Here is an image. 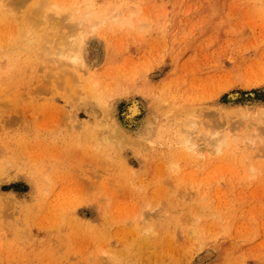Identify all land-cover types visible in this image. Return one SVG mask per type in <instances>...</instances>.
<instances>
[{
  "label": "rangeland",
  "instance_id": "obj_1",
  "mask_svg": "<svg viewBox=\"0 0 264 264\" xmlns=\"http://www.w3.org/2000/svg\"><path fill=\"white\" fill-rule=\"evenodd\" d=\"M37 1L0 16V264H264V0H56L105 13L84 67Z\"/></svg>",
  "mask_w": 264,
  "mask_h": 264
},
{
  "label": "bare ground",
  "instance_id": "obj_2",
  "mask_svg": "<svg viewBox=\"0 0 264 264\" xmlns=\"http://www.w3.org/2000/svg\"><path fill=\"white\" fill-rule=\"evenodd\" d=\"M54 1L38 0L34 9L32 11H30L31 9L28 10L26 17L27 20L31 23L29 25V28H33L35 31L33 29L30 30H33L34 34H36L37 31H41L43 29L45 22H48L50 25H55L56 29H59V32H57L56 35L52 36L51 39L53 41L47 44L48 49H46V51L49 50V56L51 53L53 57L56 58V60L58 61L65 60L72 65L79 64L81 67H84V63L81 59V54L83 50L82 47L86 33L85 28L95 27L96 25L103 23L102 21L105 19V17H103L105 13L103 14L102 12L99 11L97 12L91 11L90 8L88 7L87 10L83 11L80 14L76 10H71L70 12L65 13L67 9L59 8V6L57 5L58 2L56 1L55 3ZM23 2H25V0H0V16L2 15L3 17L5 15V12L2 8L10 11V8H14L16 5L19 6ZM47 9H54V10L48 12ZM114 11L115 13L112 14L111 18L117 20L119 18L118 11L117 9H114ZM63 21H67V22L62 25ZM120 21H122V19ZM30 30L27 32V34L31 32ZM31 36L32 35H30V37ZM21 37L17 38L15 36L14 39L13 37H11L12 43L9 44L12 45L10 47L12 46L17 47L18 44L21 42ZM30 37L28 39V43H31L30 40L32 38L30 39ZM26 49L27 48H25V50ZM32 51L33 48L31 52ZM62 62L59 63L60 64L65 63ZM140 111H141V106L137 100H132L124 105V113H123L124 121L120 122L119 124L120 128H118L117 130L118 132L116 131L117 134H115L116 137L124 136L123 130H127L125 123L127 124L132 122L134 123V120L136 116L140 113ZM204 136L205 139L207 140V142L204 144V147L210 146L208 150L209 153L219 154L223 149V147L228 146V143L225 142V136L220 135L219 132H215L212 134H204ZM244 138H246L244 139V143H247V145L251 147L253 145L252 139H250L249 137L248 138L244 137ZM183 139L186 148L191 149L193 151L195 144L192 142L190 138V134H185ZM204 256L205 255H203V257Z\"/></svg>",
  "mask_w": 264,
  "mask_h": 264
}]
</instances>
